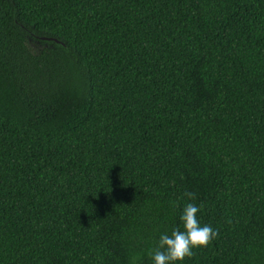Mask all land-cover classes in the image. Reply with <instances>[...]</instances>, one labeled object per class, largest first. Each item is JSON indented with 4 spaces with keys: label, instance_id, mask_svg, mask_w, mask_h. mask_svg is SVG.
Listing matches in <instances>:
<instances>
[{
    "label": "trees",
    "instance_id": "1",
    "mask_svg": "<svg viewBox=\"0 0 264 264\" xmlns=\"http://www.w3.org/2000/svg\"><path fill=\"white\" fill-rule=\"evenodd\" d=\"M187 203L176 264H264V0H0V264H153Z\"/></svg>",
    "mask_w": 264,
    "mask_h": 264
},
{
    "label": "clouds",
    "instance_id": "2",
    "mask_svg": "<svg viewBox=\"0 0 264 264\" xmlns=\"http://www.w3.org/2000/svg\"><path fill=\"white\" fill-rule=\"evenodd\" d=\"M188 200H195V193L186 191L183 194ZM176 207V202H172ZM200 211L199 206L194 203H187L180 220L183 224V231L179 228L173 229L169 235L167 232L159 236L155 247L150 251L153 264H176L186 257L191 258L193 249L207 247L219 235L218 231L210 225L201 226L197 218Z\"/></svg>",
    "mask_w": 264,
    "mask_h": 264
},
{
    "label": "rangeland",
    "instance_id": "3",
    "mask_svg": "<svg viewBox=\"0 0 264 264\" xmlns=\"http://www.w3.org/2000/svg\"><path fill=\"white\" fill-rule=\"evenodd\" d=\"M33 47H35V48H39L40 45H39L38 43H34V44H33Z\"/></svg>",
    "mask_w": 264,
    "mask_h": 264
}]
</instances>
